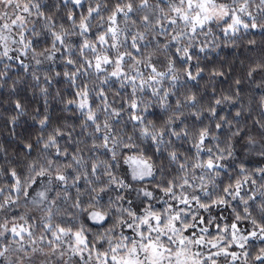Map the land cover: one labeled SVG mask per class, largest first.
Segmentation results:
<instances>
[{
	"label": "snow or ice",
	"instance_id": "6c2138e0",
	"mask_svg": "<svg viewBox=\"0 0 264 264\" xmlns=\"http://www.w3.org/2000/svg\"><path fill=\"white\" fill-rule=\"evenodd\" d=\"M261 14L264 0L256 14L252 0H0V103L11 105V134L27 115L23 74L39 84L43 73L45 85L31 129L42 151L25 143L30 178L10 168L8 191L0 188V261L16 264L8 254L17 252L59 264H264V168L225 165L244 87L231 68L200 62L215 50L214 25L225 38L243 30L264 39ZM54 82L68 85L56 92L77 114L71 123L47 111ZM184 92L192 111L172 113L177 123L169 113ZM77 127L89 135L74 137ZM159 161L170 167L158 170Z\"/></svg>",
	"mask_w": 264,
	"mask_h": 264
},
{
	"label": "clouds",
	"instance_id": "9594fccd",
	"mask_svg": "<svg viewBox=\"0 0 264 264\" xmlns=\"http://www.w3.org/2000/svg\"><path fill=\"white\" fill-rule=\"evenodd\" d=\"M258 5L259 0H252L254 14H256ZM259 18L264 20V14H261ZM213 27L217 37L214 45L215 50H210L206 55L201 54V64L206 65L208 68L217 65L223 66L225 70L231 68L232 78L239 79L244 87V92L237 98L239 103L232 109L233 113L239 110L241 114L239 117L233 115L230 120V128H226L228 136L223 146L225 153L230 155L231 158L225 161V165L231 166L233 169L241 163L249 169H254L255 167L264 168V70H259L253 76L248 75V72L256 67L257 64H264V39H261L262 34L260 33H246L243 30L237 33L235 37L225 38L220 32L218 25H214ZM200 39L211 40V37L202 36ZM252 39L256 40L255 44L249 43ZM149 51L151 52L152 50ZM162 56L163 54L157 51L153 54V59H159ZM0 70H2V66H0ZM41 77L42 79L39 84L32 80L30 73H25L21 77L20 89L24 93H27L28 98V103L25 105L27 115L17 122V129L14 135L9 131L10 124L6 123L12 115L11 105L0 103V188L4 189L5 192L8 191L7 169L15 168L18 173L23 172L25 174V179L30 178L31 174L29 173V169L31 160L25 151L24 144L32 143L37 152L42 151V143L39 140L40 133L31 131V129L38 127V125L33 123L36 115L35 108L40 107L41 104L43 107L44 103V93L42 92V88L45 86L43 73H41ZM208 78L211 79L210 76ZM96 83L98 82L94 78L89 77V87H92ZM215 86L217 85L204 84L202 88L207 89ZM57 88H60L62 92H66L68 85L64 83H53L48 90L49 107L47 111L53 119L67 120L71 123L75 120L77 114L70 115L64 110V105L60 103V96L56 92ZM187 94L189 93H181V108L177 109L173 107L169 113L171 119L177 123H179V120L172 113L183 111L184 117L181 118L183 119L189 117L192 111L189 103L184 102V96ZM240 104L243 105L242 109L240 108ZM256 121H260V123L257 124ZM26 129H30V131ZM118 130L123 131L124 129L120 128ZM235 130L239 131V135H232V132ZM66 131H72V129L68 128ZM127 134L134 137L137 135L131 131H128ZM88 135V132L82 133L79 127L73 131L74 137L82 136L86 138ZM135 142L140 147H146L140 140H136ZM67 147L69 150H72L75 144L69 143ZM179 147L177 144L169 146L170 149H177ZM81 151L87 155L89 149L82 144ZM156 166L158 170H167L170 167L167 161H159ZM161 174H164V172ZM253 174L256 175L255 172ZM257 179H260L258 175ZM40 183L48 187L50 193L55 195V186H49L48 177H45ZM149 186L148 184L138 185L130 195L135 198L137 192L142 194L143 189ZM112 196L115 199L116 193H112ZM21 203H24L23 198L21 199ZM65 210L69 213L76 211L71 208L70 204L66 206ZM10 247L15 249L19 248L20 245H11ZM8 259L15 260L16 264H59L58 256L56 255L25 257L23 253L10 252ZM0 264H4V262L0 261Z\"/></svg>",
	"mask_w": 264,
	"mask_h": 264
},
{
	"label": "trees",
	"instance_id": "16d2710c",
	"mask_svg": "<svg viewBox=\"0 0 264 264\" xmlns=\"http://www.w3.org/2000/svg\"><path fill=\"white\" fill-rule=\"evenodd\" d=\"M58 86H61V85H58ZM25 95L27 96V93H25ZM0 99H2V97H0ZM40 108H41V110L43 109L42 104L40 105ZM26 130L30 131V129H26Z\"/></svg>",
	"mask_w": 264,
	"mask_h": 264
}]
</instances>
